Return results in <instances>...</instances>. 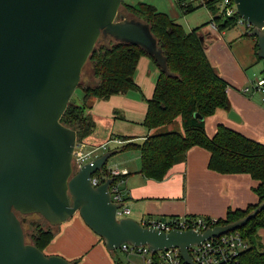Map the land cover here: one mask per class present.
I'll list each match as a JSON object with an SVG mask.
<instances>
[{"label": "water", "instance_id": "obj_1", "mask_svg": "<svg viewBox=\"0 0 264 264\" xmlns=\"http://www.w3.org/2000/svg\"><path fill=\"white\" fill-rule=\"evenodd\" d=\"M121 3L0 0V264H73L28 243L17 214H39L57 226L78 213L108 251L123 243L152 251L177 247L187 264H195L190 245L238 229L264 208L262 202L245 217L200 233L165 232L127 216L117 218L120 204L109 191L113 177L91 184L112 151L74 171L76 131L60 119L99 36L141 47L169 73L149 24L119 14ZM234 3L238 15L252 24L249 35L256 38L257 56L264 61V0ZM194 116L203 120L197 112ZM228 117L240 121L233 110Z\"/></svg>", "mask_w": 264, "mask_h": 264}, {"label": "trees", "instance_id": "obj_2", "mask_svg": "<svg viewBox=\"0 0 264 264\" xmlns=\"http://www.w3.org/2000/svg\"><path fill=\"white\" fill-rule=\"evenodd\" d=\"M218 0H205L197 6H183L177 0L183 12H189L195 7H205L211 14V19L189 31L167 14L159 12L154 6L143 2L130 4L123 2L119 14L127 18H135L149 24L150 31L157 40L166 59L169 73L163 72L154 58L141 47L126 42L114 40L109 35H100L93 52L86 62L90 63L93 84L82 85L84 104L75 103L70 98L60 122L76 131V142H82L94 129V121L85 113L89 98H108L120 94L129 88L139 89L133 75L140 56L145 55L158 69V76L151 98L146 100V112L142 121L147 129L161 125H170L179 116L181 131L168 130L147 135L139 144L132 137H120L124 143L112 151L113 154L128 148H137L140 153V172L148 178L160 181L168 170L178 161L183 160L186 152L199 146L209 152L208 168L222 174H248L258 184L254 192L258 196L255 204L245 209H228L224 218H217L216 225L235 222L264 202V143L251 139L226 125L219 123L212 136L205 131V118L213 115L216 110L231 109L227 95V82L220 77L210 63L204 43L200 40L199 30L208 23H213L220 31L236 26V18H224L218 14ZM122 7V9H121ZM250 30L247 34H249ZM255 44V57L257 56ZM264 76V70H263ZM199 113L203 120L195 117ZM99 182L113 177L105 165L94 174ZM24 230L25 239L40 250L54 240L58 227L50 225L41 215L17 214ZM33 216L32 218H29ZM190 218L196 215H186ZM177 217L172 216L170 218ZM264 229V208L249 219L237 230L247 240L249 246L238 254L234 264H264V246L256 244L254 238L258 229ZM103 242V239L99 237ZM104 244V243H103ZM107 250V249H106ZM108 251V250H107ZM115 255L114 251H108ZM81 258L70 260L77 264ZM121 263L118 257H115Z\"/></svg>", "mask_w": 264, "mask_h": 264}, {"label": "crops", "instance_id": "obj_3", "mask_svg": "<svg viewBox=\"0 0 264 264\" xmlns=\"http://www.w3.org/2000/svg\"><path fill=\"white\" fill-rule=\"evenodd\" d=\"M235 27L237 26L220 31L208 23L201 35L210 63L228 84L226 91L230 110L238 115L240 121L230 119L229 111L218 109L205 118V131L208 136H212L217 124L222 123L264 143V92L257 90L253 83L256 77L263 76L264 61L255 57L256 38L252 36L250 41L241 43L243 31ZM141 59L145 66H149L150 59L147 56L142 55ZM246 87L249 89L247 93L243 92ZM97 101V98H89L86 103L92 108ZM152 133H155L154 128L147 129L141 137L142 140ZM93 135L92 133L87 136L80 143L83 148L86 145V150L108 141L120 140L119 136L109 133L106 140L100 142ZM122 143L121 140L120 143H115L114 149ZM208 160L209 152L194 146L160 181L143 175L140 172V161L138 164H125L114 169L120 172L117 185L122 195V203L129 209L126 216L139 223L147 219L165 221L172 216L185 215L220 218L225 216L228 209H243L258 201L254 192L258 184L256 180L248 174L224 175L210 170ZM67 221L70 222L59 225L56 237L43 252L46 255L49 252V255L66 256L72 258L71 260L76 259L82 252H87V259L80 264H110L103 250H106L103 242L84 224L80 216ZM110 255L115 264H121L115 260L113 254Z\"/></svg>", "mask_w": 264, "mask_h": 264}, {"label": "rangeland", "instance_id": "obj_4", "mask_svg": "<svg viewBox=\"0 0 264 264\" xmlns=\"http://www.w3.org/2000/svg\"><path fill=\"white\" fill-rule=\"evenodd\" d=\"M122 1L130 4H136L138 2L150 4L154 6L159 12L167 14L174 21L181 24L184 30L186 31H189L194 27L206 23L209 20V16H210V12L205 7H195V9L192 11L183 12L177 3V0H122ZM197 4H198V0L192 3V5L194 6H197ZM207 25L208 24H206L205 26ZM236 26L237 27L235 28L243 31L241 35L242 37L241 43H246L250 41L252 36L247 34L249 30H246V28L242 25H236ZM203 28L204 26L199 30L200 35L204 32ZM141 58L142 56H140L138 59L135 73L133 75V79L135 83L138 86L140 85L139 89L129 88L120 94H115L108 98H100L98 99L94 107L89 108L87 106L85 108V113L87 115L89 114L88 116L91 115L90 117H92L93 121L95 122L94 129L92 131V133L94 134L93 136H95L97 140H99L100 142L101 141L103 142V140L105 141L108 134L112 133L113 135L119 136V138L132 137L133 142L139 144L142 141L141 137L143 133L147 132V128L144 125H142V121L145 117V112L147 108L146 100L151 98L154 92V87L158 76V69L151 60L149 61L150 62L149 66H145L144 61H142ZM93 83H95V79L92 76L91 66L90 63L86 62L81 71L80 84L85 85V84H93ZM71 97H72V101H74L75 103H79L82 105L85 102L84 91L81 87H77ZM169 128L170 130H174V131L182 130L179 116H177L170 125H161L154 128V130L155 132H165L168 131ZM120 145L121 144H119L118 146ZM115 146L116 144L113 141H108L107 149L105 150L99 149L94 154H97L99 156L104 152H107L109 150H114ZM85 147L86 145L84 146V148ZM139 161H140L139 150L136 147L128 148L113 154L107 160L105 166L107 168L116 169L120 166L122 167V165L125 164L126 165L127 164L134 165V163L138 164ZM231 174L233 173L224 174V175H231ZM241 192H243V190ZM235 209H231V210H235ZM32 217L33 216H30L29 218ZM78 217L79 214L75 213L69 219L71 220ZM224 217H220V218H224ZM65 222L66 223L64 224H67V222L70 221H65ZM254 241L256 244L262 243L264 246L263 228L258 229ZM103 250L104 253L106 254L107 257L106 259L108 260V262L110 264H115L112 260L110 253L107 252L105 249ZM46 253H48L47 255H49V252ZM78 257H80L81 260L77 264H80L81 262L87 259V252H82V254L78 255ZM115 257H118L119 260H121V262L127 260H131L132 262L140 261L139 257H136L134 255L127 257V255H125L118 249H116L115 251L114 258ZM64 258L69 261L72 259V258H66V256Z\"/></svg>", "mask_w": 264, "mask_h": 264}, {"label": "built area", "instance_id": "obj_5", "mask_svg": "<svg viewBox=\"0 0 264 264\" xmlns=\"http://www.w3.org/2000/svg\"><path fill=\"white\" fill-rule=\"evenodd\" d=\"M196 0H181L183 6H188ZM205 0H198V4ZM218 14L224 18L235 17L236 24L242 25L246 30L252 29V24L242 19L236 9L234 0H218L217 2ZM212 26L216 27L213 23ZM254 87L257 90L264 92V76H259L254 80ZM248 88H244L243 92L247 93ZM115 143H120V140H113ZM81 142L75 145L73 151L72 165L74 171H77L87 162H90L98 155L94 154L99 149H107V143H103L93 149L86 150L83 148ZM112 176L120 175L118 170L109 169ZM100 182L94 175L91 177V184L98 185ZM264 187V182H263ZM111 200L119 203L120 206L116 209L117 218L125 217L129 213V209L122 203V195L116 182H112L109 186ZM217 218L196 215L193 218L188 216H177L169 218L168 220H154L147 219L141 224L150 226L165 232L176 229L180 231L193 230L196 232H203L207 228L216 226ZM249 246L247 240L242 237V234L237 230H231L210 239H206L198 244H193L188 247V254L195 264H234L239 253L246 250ZM125 255H134L139 257V262H132L127 260L121 264H187L180 253L179 248L169 247L152 251L147 245L133 246L129 243H123L118 248ZM116 251V250H115Z\"/></svg>", "mask_w": 264, "mask_h": 264}]
</instances>
